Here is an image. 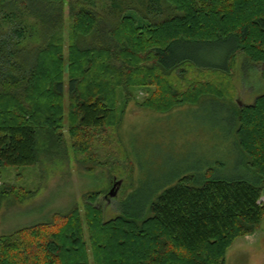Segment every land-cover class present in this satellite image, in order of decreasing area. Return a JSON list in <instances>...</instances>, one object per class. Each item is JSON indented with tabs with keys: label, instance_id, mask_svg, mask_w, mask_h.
<instances>
[{
	"label": "trees",
	"instance_id": "trees-1",
	"mask_svg": "<svg viewBox=\"0 0 264 264\" xmlns=\"http://www.w3.org/2000/svg\"><path fill=\"white\" fill-rule=\"evenodd\" d=\"M69 20L67 40L64 0H0V206L16 191L2 170L34 166L63 138L66 113L73 146L86 153L136 88L157 87L141 103L157 112L224 98L210 82L177 76L185 65L230 75L241 53L264 78V0H72ZM34 31L39 41L26 43ZM228 44L222 66L187 53ZM230 108L253 180L188 173L137 205L134 190L109 220L100 192H90L84 211L75 205L0 234V264H226L264 219V93Z\"/></svg>",
	"mask_w": 264,
	"mask_h": 264
},
{
	"label": "rangeland",
	"instance_id": "rangeland-1",
	"mask_svg": "<svg viewBox=\"0 0 264 264\" xmlns=\"http://www.w3.org/2000/svg\"><path fill=\"white\" fill-rule=\"evenodd\" d=\"M64 1L68 40L72 0ZM10 25L3 22L1 29ZM38 41V33L34 31L26 43ZM231 47L232 44L210 49L189 47L187 53L197 55L202 64L222 66ZM244 59L243 54L237 55L230 75L197 70L190 65L184 66L185 72L177 71L179 77L185 74L189 80L198 78L212 83L214 92L223 94V99L219 98L221 95H213L217 98L207 97L201 104H184L170 112H157L141 105L157 87L134 89L131 97L125 95L119 101V123L94 132L86 153L78 152L73 146L66 113L63 138L59 142L58 136L51 140L49 150L41 153L34 166L2 170V182L16 191L1 203L0 234L46 221L55 212L68 211L75 205L84 211L90 192H100L97 203L109 220L122 211L125 198L134 190H138L139 196L134 199L137 205L139 197L152 195L188 173L200 176L211 169L222 178L253 180L254 173L247 166L250 159L246 164L236 145L234 111L230 104H252L264 93V78L260 67L248 68ZM184 81H188L186 77ZM65 82L67 89L68 74ZM68 97L67 94L66 108ZM121 179L117 196H109L116 180ZM20 195L25 198L20 199ZM260 203L264 205V191ZM85 229L88 238L86 224ZM226 264H264V219L252 234L235 241L227 252Z\"/></svg>",
	"mask_w": 264,
	"mask_h": 264
},
{
	"label": "water",
	"instance_id": "water-1",
	"mask_svg": "<svg viewBox=\"0 0 264 264\" xmlns=\"http://www.w3.org/2000/svg\"><path fill=\"white\" fill-rule=\"evenodd\" d=\"M122 183H123V180L122 179L121 180H116V182L114 183L113 188L109 192V196H111V197L117 196L118 191H119L120 186H121Z\"/></svg>",
	"mask_w": 264,
	"mask_h": 264
}]
</instances>
